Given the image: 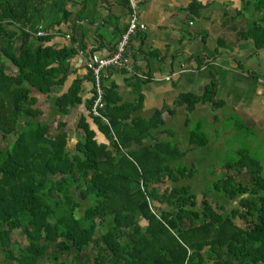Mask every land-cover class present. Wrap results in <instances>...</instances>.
Instances as JSON below:
<instances>
[{
    "label": "trees",
    "instance_id": "obj_1",
    "mask_svg": "<svg viewBox=\"0 0 264 264\" xmlns=\"http://www.w3.org/2000/svg\"><path fill=\"white\" fill-rule=\"evenodd\" d=\"M46 1L0 0L1 55L16 67V72L6 73L9 68L2 62L0 68V134L13 135V141L0 149V264H264L260 159L242 150L238 159L220 163V177L211 192L202 193L200 207L191 185H179L199 168L177 164L187 153L151 135L162 124L158 112L126 124L122 118L127 116L118 117L116 106L109 107L111 91L105 94L103 86L101 113L113 134L99 118L93 119L113 144L97 143L82 118L84 139L73 151L67 148L61 121L55 127L53 122L35 121L40 110L34 107L31 90L49 92L53 84L62 83L70 57L78 50L74 43L61 48L45 45L47 32L34 36L39 25L46 31L60 23L52 13L45 26L40 23L44 12L62 6L46 8ZM246 5H253L257 16L242 38L262 49L264 0ZM64 18L67 12L62 8ZM214 88L211 83L202 96L187 94L182 100L188 110L202 100L221 107ZM79 90L80 82L75 81L56 98L59 116L79 102ZM93 98L94 89L89 105ZM236 122L241 126L239 119ZM146 138L150 144L144 143ZM187 139L191 145L208 143L204 133L191 129ZM209 174L216 173L210 169ZM167 182L172 187L158 193L157 185ZM225 202L237 205L227 210ZM98 227L104 231L97 233Z\"/></svg>",
    "mask_w": 264,
    "mask_h": 264
},
{
    "label": "crops",
    "instance_id": "obj_2",
    "mask_svg": "<svg viewBox=\"0 0 264 264\" xmlns=\"http://www.w3.org/2000/svg\"><path fill=\"white\" fill-rule=\"evenodd\" d=\"M215 1L220 4L230 1V4L222 12L212 9ZM54 3L62 6L44 12L45 21L40 23L45 26L51 20V17H48L49 20L46 18L50 13L56 21L61 19L59 24L46 29L50 39L45 45L61 48L70 47L74 43L78 50L70 57L69 73L62 83L53 84L49 92H40L35 88L31 90V95L36 99L34 107L40 110L35 121L53 122V127L61 121L62 131L67 135V148L73 151L78 140L84 139V132L79 128V123L84 118L94 133L96 142L111 147L113 143L89 114L93 85L85 59L88 52L115 46L127 24L128 3L125 0H47L43 6H51L52 9ZM239 4L238 0L143 2L140 5L139 21L145 24L146 31L138 32L130 40L128 63L132 66V71L108 68L103 72L105 94L111 91L107 97L109 107L116 106L118 117L126 115L125 119L122 118L126 124L137 117H155L158 112L162 124L151 135L164 140L163 134H172L174 144L177 141L172 122L174 125L176 122L182 124L185 132H189L187 127L190 117L193 119L204 116L210 109H220L229 101L246 116L237 117L240 122L244 119L247 127L259 126L264 129V69L259 57L258 61L256 59L253 62V41L241 36L246 32L247 25L245 15L238 12ZM62 8L67 12V18L62 19ZM227 16H242L243 27L234 26L230 22L232 18L224 19ZM3 38V33H0V68L4 62L9 68L6 73L16 72V68L12 69L13 65L2 59ZM229 40L236 43L241 52L228 53L226 47ZM80 51L83 54L78 53ZM244 62L247 67L243 65ZM61 77L62 75L57 79ZM75 81L80 82L77 93L80 100L69 108L68 113L59 116L55 100ZM211 83L215 86V100L223 105L217 108L209 101L202 100L188 110L182 100L184 96H202ZM244 86L248 88L247 91H242ZM168 124L172 125V129ZM185 140L180 138V141ZM143 141L146 144L151 142L147 138ZM120 150L123 148L120 147Z\"/></svg>",
    "mask_w": 264,
    "mask_h": 264
},
{
    "label": "rangeland",
    "instance_id": "obj_3",
    "mask_svg": "<svg viewBox=\"0 0 264 264\" xmlns=\"http://www.w3.org/2000/svg\"><path fill=\"white\" fill-rule=\"evenodd\" d=\"M239 1V13H242L245 15V24L249 26V24L252 21H255V17L257 15H254V10L252 6L246 5L249 2H255V0H238ZM249 1V2H248ZM230 4V1H226L224 4H220L219 1H215L212 9L221 10L223 12L224 9H226V6ZM232 18L230 22L232 21L234 23V26H237L238 28L243 27L241 23L242 16H227L224 19ZM244 24V23H243ZM197 25V22H195V26ZM237 29V28H236ZM238 31V29L236 30ZM233 32V31H232ZM234 33V32H233ZM243 35V34H242ZM241 35V36H242ZM232 40H234V34L232 36ZM241 38V37H240ZM238 38V39H240ZM232 40H229L230 43L227 44V52L231 53L236 52L239 53L240 48H238L236 43H232ZM255 48V47H254ZM256 49V48H255ZM252 49V52L254 53L253 62H256V59L259 60L262 64V69H264V48L262 49ZM260 53V55L258 54ZM245 54H243L244 56ZM4 59V58H2ZM252 60V59H251ZM250 60V61H251ZM7 62V61H6ZM245 67H247L246 62L243 63ZM251 65V64H249ZM7 67V64L5 63V68ZM16 67H12L14 69ZM9 70V69H7ZM13 72V71H11ZM248 88L244 86L242 88V91H247ZM204 112V111H202ZM201 112V113H202ZM243 111L236 108V105H232L231 101L226 102V105L220 109H210L206 112V114L200 115L197 118L190 117L189 118V126L188 129L196 131V133H204L206 138L208 137V143L204 146H197V145H191L188 142L187 139V132H185V128L182 124L176 122L174 125V122L171 124L174 126L173 130H175V139L177 143L175 144L176 147L183 152H186V157L183 158L180 162H177V164H185V166H194L196 169H198V173H195V175L191 178H182L179 181V185L181 184H189L191 185V190H193L194 193H196V199H199L198 205L202 207V203L204 200V196L202 195L203 192L209 193L211 190H213L212 183L217 179V177H220V171H222V168L220 163L222 164L225 160L228 159H238L239 158V152L245 150V153L242 154H250L251 156L260 159L261 165L263 166L262 174L264 176V129L259 126H253V127H247L245 120L243 121L241 126H238V122L236 120L237 117L240 118H246L244 114H242ZM209 116V117H208ZM208 121L210 123H208ZM169 125V128L172 129V125ZM169 129V130H171ZM161 136V135H160ZM164 139L167 138L171 142L175 141L172 139V134L169 136L168 134H163ZM181 139H186L185 141H180ZM13 141V135L9 136L7 138H3L0 134V149H4ZM212 163V164H211ZM212 169L214 171V175L209 174V170ZM234 173V171H232ZM173 183L167 182L165 185H157L156 190L158 193H162L165 189V187H172ZM212 195V194H211ZM202 196V197H201ZM208 201L211 202L212 206L215 205V203L212 201V197H208ZM224 205L226 206V209L229 210L233 206H236V202L228 203L225 202ZM167 207V206H166ZM154 211H157L154 209ZM77 215L81 214V211L78 210L76 212ZM236 223L240 224V220L238 218L235 219ZM104 230L102 228H97V233H102ZM15 239L21 241V237L16 233ZM24 241V239H23ZM91 257V255H90Z\"/></svg>",
    "mask_w": 264,
    "mask_h": 264
},
{
    "label": "built area",
    "instance_id": "obj_4",
    "mask_svg": "<svg viewBox=\"0 0 264 264\" xmlns=\"http://www.w3.org/2000/svg\"><path fill=\"white\" fill-rule=\"evenodd\" d=\"M147 0H127L128 16L127 24L124 31L113 46V48H100L98 51L88 52L85 59V66L88 72L92 75V84L94 89V98L89 107V114L93 118H99L113 134L112 126L109 119L101 113L104 106V88L102 76L103 72L108 68H120L126 72L132 71V66L129 65V43L138 32L146 31L144 23L139 21L140 5ZM46 34L43 26L39 25L34 36L42 37ZM69 37V34L67 35ZM83 54L82 51L78 52ZM116 140V137L113 136Z\"/></svg>",
    "mask_w": 264,
    "mask_h": 264
},
{
    "label": "water",
    "instance_id": "obj_5",
    "mask_svg": "<svg viewBox=\"0 0 264 264\" xmlns=\"http://www.w3.org/2000/svg\"><path fill=\"white\" fill-rule=\"evenodd\" d=\"M201 197H202V196H201ZM199 199H200V198H197V202H199ZM197 204H198V203H197ZM198 206H199V205H198Z\"/></svg>",
    "mask_w": 264,
    "mask_h": 264
}]
</instances>
